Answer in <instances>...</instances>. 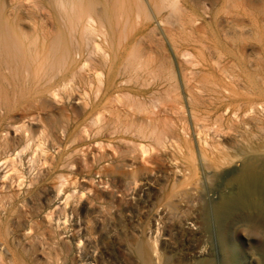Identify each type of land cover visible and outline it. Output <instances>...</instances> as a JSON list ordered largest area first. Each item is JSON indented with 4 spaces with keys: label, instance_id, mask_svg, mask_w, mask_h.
Wrapping results in <instances>:
<instances>
[{
    "label": "rangeland",
    "instance_id": "obj_1",
    "mask_svg": "<svg viewBox=\"0 0 264 264\" xmlns=\"http://www.w3.org/2000/svg\"><path fill=\"white\" fill-rule=\"evenodd\" d=\"M110 1L90 0L95 12ZM177 2L178 11L166 9L149 20L135 16L128 23L115 65L121 67L137 53L166 80L142 75L141 69L126 75L123 84L118 76L107 90L94 76L95 61L86 52L79 58L92 81L76 77L72 87L58 92L54 105L44 99L21 104L35 110L36 122L27 124L36 136L22 160L5 163L11 170L4 165L11 186L0 190V264L12 259L19 264H203L209 258L231 264L213 207L241 192L237 177L246 156H254L264 196V0ZM105 93L106 100L92 110L90 104ZM117 115L129 128L114 132ZM12 133L0 137V152L6 144L19 145ZM248 145L253 149L242 155ZM61 159L72 165L56 168ZM146 173L159 176L158 190L139 188ZM63 178L58 194L53 187ZM185 188L195 203L188 209L195 236L175 229L177 208L155 218L164 213L171 194ZM204 209L210 213L206 226ZM259 210L227 222V235L238 248L232 264H264V214ZM198 246H204L207 258L194 255ZM151 248L155 252L150 254Z\"/></svg>",
    "mask_w": 264,
    "mask_h": 264
},
{
    "label": "bare ground",
    "instance_id": "obj_2",
    "mask_svg": "<svg viewBox=\"0 0 264 264\" xmlns=\"http://www.w3.org/2000/svg\"><path fill=\"white\" fill-rule=\"evenodd\" d=\"M177 3V0H111L101 12H95L90 0H0V137L4 134L15 132V134L12 133L13 137L19 140L18 146H8L6 144L7 147L4 146L0 152V190L11 186L10 179L8 180L10 175L4 170L5 163L9 160L14 162L16 158L22 160L24 151L31 145L30 143L36 136V133L29 132L27 124V121L36 122L35 110L23 109L20 107L21 104L30 99H44L52 104V100L57 97L61 89L72 87L71 83L76 77L81 80L90 79V75H88L90 72L85 69V61L79 58L82 53L87 52V55L95 61L92 66V72L98 78V82L104 84L107 90L116 84L118 76L122 78L121 83H125V80L127 82L129 79L125 78L126 75L129 76L130 73H136L141 69L142 75L144 72H148V74H151L148 77L152 76L153 78L154 75L159 79L166 80V76L161 70L156 67H150V62L147 61L148 58L145 60L143 56H139L137 53L128 55L121 67L116 68L115 65L120 59V47L126 37L124 28L127 27L128 23L135 20V16L136 18L149 20L164 15L166 9L173 10L175 8V11H178ZM171 12L169 11L167 15H172L173 13ZM194 21L191 22L193 23L192 27L190 26L191 28H195ZM233 22L236 27L239 25L236 17ZM90 77L92 78V76ZM168 77L169 79H175L174 74H170ZM140 78L138 77V79ZM89 81H92V79ZM175 85L178 86L179 84L175 82L173 86ZM240 85L243 86V84ZM106 96L107 93L103 94L99 100L92 102L90 104L92 110L101 105L106 100ZM137 99H140V97ZM140 102L138 101L139 105H141ZM251 106L254 107L255 102H252ZM124 120L121 121L118 115L112 120L114 132H118L121 127L129 128L131 124L129 123L125 127L123 125ZM114 132L112 131V133ZM1 138L3 139V136ZM6 142H4V145ZM127 149L129 151L130 148L128 147ZM252 149V145L244 146L241 154L247 155ZM77 150L73 152L77 153ZM54 155H51L52 161L49 164L52 169L55 163ZM203 156L205 157V155ZM68 157L70 158V156ZM63 159L55 166L56 168L58 166L72 165ZM130 159L133 163V158ZM72 160L70 159L71 162H73ZM254 161V156H246L244 158L243 168L237 177L241 192L234 199H222L213 207L215 220L219 224L220 243L227 252V261L231 264L237 258L238 248L236 239L232 240L230 238V240L227 235V222L232 216L239 213L247 216L252 210H257L258 212L260 207H262V210L260 209L259 211H263L262 213L264 214V196L260 197V188L258 189L261 177L260 174L258 175V170V173H256ZM11 168L12 166H10L9 170ZM13 168L14 170H12L15 171L16 165ZM62 177L65 176L62 174ZM158 178L159 176L155 173H146L143 181L140 182L139 188L147 191L154 187L158 190V186H156L158 183L154 184L158 181ZM89 182L91 183V181ZM65 183L66 179L63 178L60 183L58 181L53 187L57 192L59 191L58 194L63 192L62 188H64ZM262 185L264 189V178ZM189 193L190 191L186 188L172 193L170 196L172 197L171 201L166 204L164 213H157L155 218H161L164 214L170 213V207L177 208L179 210V218L175 221V229L190 232L192 236H195L198 231L193 230L189 225L193 217L189 215L191 212H188L189 208L195 207V203L193 198L189 197ZM7 197L10 200L12 194L11 196L7 195ZM68 197H70L69 194L65 198ZM0 198L2 200V197ZM6 198L3 199L6 200ZM50 198L49 195L46 196V200H49V202L52 201H50ZM7 203L10 205L9 203L11 202ZM0 206H3V204ZM0 209L2 210L3 207ZM207 211L204 209V212H202L204 226L209 222L208 216L210 213L208 214L209 211ZM25 233L27 232L25 231ZM33 239L35 238L33 237ZM165 240V242L171 243L173 247H176L172 243L171 237H166ZM203 247H196L193 252L196 257H208ZM151 252H155V249L151 248L149 253L151 254ZM11 255H8L9 259H11ZM212 259L209 258L206 262L203 259V264H215L214 258ZM16 260H10L11 264H19Z\"/></svg>",
    "mask_w": 264,
    "mask_h": 264
}]
</instances>
